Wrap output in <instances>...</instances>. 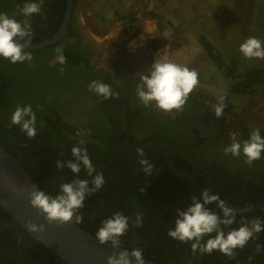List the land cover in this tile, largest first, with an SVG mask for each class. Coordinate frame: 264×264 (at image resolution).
I'll return each instance as SVG.
<instances>
[{
    "label": "trees",
    "instance_id": "trees-1",
    "mask_svg": "<svg viewBox=\"0 0 264 264\" xmlns=\"http://www.w3.org/2000/svg\"><path fill=\"white\" fill-rule=\"evenodd\" d=\"M79 1L74 0V5ZM25 2L0 0V13H7L22 22L24 17L17 14L16 8ZM68 3L69 0H44L41 14L31 17V45L52 39L59 32ZM68 34V39L74 36L71 26L68 27ZM64 41L62 39L53 46L31 51L34 57L31 65L27 61L12 64L0 57V146L26 167L41 190L53 196L58 194L62 183L76 178L67 167L58 170L56 162L73 159L72 148L76 144L87 148L96 171L104 174L105 185L101 191L86 196L84 207L80 210L84 220L77 226L95 235L102 221L121 212L130 218L129 230L121 238L122 246L128 249L142 247L147 260L156 264H236V261L249 264L248 258L252 256L251 264H264V247L259 254L254 253L257 242L264 246V232L257 234L258 240L254 238L242 250L237 249L232 259L218 250L211 255L201 256L197 253L193 257L190 244L167 235L178 218L176 209L186 210L192 196L199 195L207 187L232 207L253 209L254 215H249L250 220L260 218L264 221V153L251 166L244 163L243 156H225L224 147L219 146L222 152L216 153L214 146L230 143L224 137L221 126L216 125L204 133L195 124L200 117L193 115L187 123L173 124V128L171 125L168 130L151 125L152 134H149L144 124L138 125L135 120L138 111L131 109L129 104L127 117L119 118L121 120L117 122L114 121L119 116L102 106L103 115L110 120H105L103 126L93 123L90 127L97 129L90 136L82 134L75 121L77 117L69 110L58 106L49 114L45 112L41 101L44 88L38 84L35 75L39 68L59 69V65L52 67L50 64L57 46L68 47ZM201 43L207 58L218 69L224 71L227 68L226 75L232 80L230 92L234 101L241 103L245 97L258 91L264 82L262 68L241 72L237 69L238 61L223 57L220 47L213 40L203 37ZM44 80L48 83L47 78ZM107 103L117 106L116 99H108ZM28 104L37 114L38 134L33 139L22 133L19 126L10 124L16 107ZM201 108L202 105L195 109L196 115L203 114ZM253 128L257 127L245 130L243 140L248 139ZM258 129L264 137V129ZM138 147L144 149L145 158L154 165L151 176L137 171L140 168L136 152ZM203 156L205 159L207 156L217 158L205 160ZM79 178L91 182L93 177H89L82 168ZM89 187L94 185L90 183ZM141 189H145L144 193ZM208 207L219 212L215 204ZM137 212L143 215V226L139 228L133 226ZM241 215L243 213L237 215V223L232 228L240 226ZM208 238L206 236L205 240ZM0 264L67 263L33 240L0 204Z\"/></svg>",
    "mask_w": 264,
    "mask_h": 264
},
{
    "label": "clouds",
    "instance_id": "clouds-1",
    "mask_svg": "<svg viewBox=\"0 0 264 264\" xmlns=\"http://www.w3.org/2000/svg\"><path fill=\"white\" fill-rule=\"evenodd\" d=\"M44 0H26L21 6L17 5V14L24 17L23 21H18L14 16L10 17L7 13H0V57L9 60L12 64L31 62L34 60L32 52L25 49L32 44L33 31L31 29V17L41 14ZM64 48L57 46L54 49L55 55L51 63L61 66L67 64L64 55ZM240 52L247 59H264V43L256 37H249L240 45ZM157 58L147 70V74H139V82L136 87V97L146 108L155 107L156 109L170 114L173 112L182 113L190 94L199 84V73L196 69L175 63L167 56V48L161 50ZM61 73L64 68L61 67ZM115 73V72H114ZM88 90L97 97L104 100L119 99V94L112 91L110 85L93 80L88 85ZM225 98L220 97L217 103L211 105L217 118L222 117L227 105ZM42 110V109H41ZM11 126H19L20 131L25 133L29 139L37 136V114L32 105L17 106L11 116ZM241 133L232 130L229 133L230 144L223 148L225 156L231 155L234 158L243 156L244 163L251 166L254 162L262 158L264 153V137L258 128H253L249 133L248 139L241 141ZM83 144V141L80 142ZM138 172L151 176L154 165L146 159L143 148H137ZM72 157L66 162L57 161L58 170L65 167L71 170L76 178L71 182L62 183L59 192L55 196L45 190L32 185L31 190L21 189L18 195H25L30 206L43 216L48 225L55 223L57 226L66 224L80 225L84 217L80 210L84 207L86 196L101 191L105 185V178L102 172H97L92 163L87 148L80 145L72 148ZM86 171L89 177H93L91 182L88 179H80L79 174ZM95 175L93 176V174ZM94 187H89V184ZM145 189H141L144 193ZM217 205L219 212L212 211L208 206ZM250 207L237 209L221 199L219 194H213L210 187L204 188L199 195H193L191 204L186 210L176 209L174 225L171 226L167 235L181 243L191 245V253L196 257L197 253L201 256L211 255L214 251H219L228 259L236 256L237 249H243L250 240H258L257 234L264 232V221L260 218L251 220L243 217L239 221L238 228L231 226L237 223V215L250 211ZM129 217L121 212L114 213L111 217L102 221L101 226L95 232V238L101 245L109 244L113 249L122 250L117 255L115 252L107 257V264H145L144 249L142 247L124 248L121 238L129 230ZM134 227L143 226V215L140 212L135 214ZM27 228L31 233L37 235L46 231L43 224L37 225L29 221ZM228 229V231H225ZM209 237L205 240V237ZM260 243L255 244L254 253L262 251ZM249 264L253 257L250 256ZM191 264V262H189ZM239 264V261H236Z\"/></svg>",
    "mask_w": 264,
    "mask_h": 264
},
{
    "label": "rangeland",
    "instance_id": "rangeland-1",
    "mask_svg": "<svg viewBox=\"0 0 264 264\" xmlns=\"http://www.w3.org/2000/svg\"><path fill=\"white\" fill-rule=\"evenodd\" d=\"M74 14L85 44L95 51L103 49L135 70L143 66L144 53L150 56L151 67L165 48L170 60L196 69L199 84L190 94L193 101L204 100L210 108L220 97L225 98L226 120L220 123L215 112L211 113L216 122L212 127L221 125L223 135L224 131L231 132L228 125L231 120L243 128L264 129V82L254 95L245 97L241 103L234 101L227 68L218 69L207 58L201 43L203 37L213 40L223 57L238 61L237 69L241 72L264 70V59H247L240 52V45L249 37L264 43V0H80ZM139 15L141 24H130V17L134 16L136 21ZM128 25L134 31L120 45ZM195 124L206 133L201 118ZM223 124L227 125L225 130ZM226 144L230 143L213 148L216 153L222 152L220 147Z\"/></svg>",
    "mask_w": 264,
    "mask_h": 264
},
{
    "label": "flooded vegetation",
    "instance_id": "flooded-vegetation-1",
    "mask_svg": "<svg viewBox=\"0 0 264 264\" xmlns=\"http://www.w3.org/2000/svg\"><path fill=\"white\" fill-rule=\"evenodd\" d=\"M76 5L77 3L74 5V10ZM74 10L69 25V27H72V31H74V36L68 39L69 34L67 30L63 38L65 40L64 45L68 46L65 48L64 52L67 64L61 66L51 63L50 66L52 67L59 65V69L56 71L52 69H36L35 75L38 84H41L44 88V96L41 98V101L44 104L43 109L45 112L49 114L58 106L65 110H69L77 117L75 121L81 129V133L90 136V134L97 129L94 127L93 130V128L90 127L93 123H95L94 125L98 124V126H103L105 120H110L108 116L103 115V107L119 116L118 119L114 121L117 122L121 120L119 118L127 117V106L129 104L131 109L138 111L137 113L139 115L135 119L138 125L144 124V127L148 129L147 132L152 134L150 129L153 128L149 127L151 125L160 127L162 130H168V128H171V125L173 128V124L187 123L189 117H199L200 114L196 115L195 109L202 105L203 108H201V112L203 111V114H201L200 118L205 124V131L214 128L212 127V123L216 122L211 115L214 110H212L211 107L209 108V104L204 100L194 102L191 95L182 113L173 112L165 114L155 107H144L136 97V87L139 82V74H147V70L150 68V63H148L150 56L144 53L143 66L135 70L128 64L121 62L118 58L107 55V52L103 49L95 51L90 45L84 43L85 37L80 31ZM134 18V16L130 17V24L134 25L136 23L139 26L142 17L139 15L136 21H134ZM129 26L130 25H128V28ZM133 31V29L131 30L129 28V30L125 32L122 39H120V45L128 40ZM61 67L64 68L63 73L60 71ZM46 78L48 79V83L44 80ZM93 80H100L110 85L112 91L119 94V99H116L117 106L108 104L107 100L97 97L88 90V85ZM150 113L153 114L150 115ZM113 115L115 114H111L110 116ZM226 116L227 112H224L222 117H220V123L226 120ZM228 125L231 126L230 131L238 130L241 133L239 139L243 141L242 137L245 135V130L247 128H243L236 120L229 121ZM222 127L225 130L227 125L223 124ZM224 137L230 142V139H228L230 138L228 132L224 131ZM253 212L254 210L251 209L243 213V217L249 219V215H254Z\"/></svg>",
    "mask_w": 264,
    "mask_h": 264
},
{
    "label": "water",
    "instance_id": "water-1",
    "mask_svg": "<svg viewBox=\"0 0 264 264\" xmlns=\"http://www.w3.org/2000/svg\"><path fill=\"white\" fill-rule=\"evenodd\" d=\"M74 10V0H69L66 17L59 32L52 38L36 45H30L26 52L41 50L53 46L62 40L68 30ZM37 183L26 167L3 147L0 146V204L31 238L54 252L67 264H107V257L122 250L113 249L109 244L101 245L95 235L77 225H48L45 218L33 209L27 193L21 196L18 190H31ZM43 224L46 231L42 234L31 233L27 223ZM133 264H135L133 258ZM145 264H156L145 259Z\"/></svg>",
    "mask_w": 264,
    "mask_h": 264
}]
</instances>
